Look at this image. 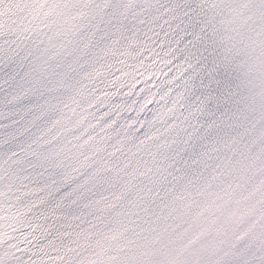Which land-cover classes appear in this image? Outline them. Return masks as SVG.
Wrapping results in <instances>:
<instances>
[{
  "label": "snow or ice",
  "instance_id": "6c2138e0",
  "mask_svg": "<svg viewBox=\"0 0 264 264\" xmlns=\"http://www.w3.org/2000/svg\"><path fill=\"white\" fill-rule=\"evenodd\" d=\"M0 264H264V0H0Z\"/></svg>",
  "mask_w": 264,
  "mask_h": 264
}]
</instances>
